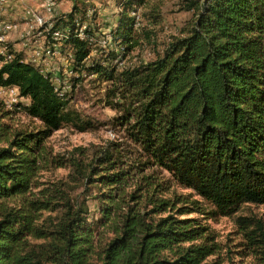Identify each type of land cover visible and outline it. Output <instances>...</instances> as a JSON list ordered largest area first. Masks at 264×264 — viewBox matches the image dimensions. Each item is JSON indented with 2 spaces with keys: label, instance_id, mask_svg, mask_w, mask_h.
I'll return each instance as SVG.
<instances>
[{
  "label": "trees",
  "instance_id": "trees-1",
  "mask_svg": "<svg viewBox=\"0 0 264 264\" xmlns=\"http://www.w3.org/2000/svg\"><path fill=\"white\" fill-rule=\"evenodd\" d=\"M70 1L56 25L75 55L71 87L82 73L108 82L104 102L116 112L110 124L122 140L52 154L46 140L54 131L95 124L20 54L0 64V86L18 87L28 99L23 110L40 122L13 129L0 101V264H219L209 259L219 243L201 218L264 205V0H183L192 16L179 35L155 58L121 67L114 59L139 44L130 11L148 0H120L110 30L119 52L99 50L89 62L96 41L80 39L75 25L85 20L88 0ZM95 31L84 29L87 37ZM52 168L68 173L40 181ZM236 221L254 264H264L263 223Z\"/></svg>",
  "mask_w": 264,
  "mask_h": 264
},
{
  "label": "rangeland",
  "instance_id": "rangeland-1",
  "mask_svg": "<svg viewBox=\"0 0 264 264\" xmlns=\"http://www.w3.org/2000/svg\"><path fill=\"white\" fill-rule=\"evenodd\" d=\"M119 2L120 0H88V8L90 9L88 11L90 12L87 13L90 14L86 15L85 20L91 28L96 30V35H101L103 31L107 32L115 27L121 11ZM57 3L60 12L67 13L70 11L72 4L70 0H57ZM183 5V0H148L147 8L139 7V24L135 27L139 44L122 59L121 66L145 62L155 58L157 53H162L169 39L179 35L180 29L191 19L192 12L184 10ZM155 7H158L159 12L156 14L158 17L153 19L149 16V11ZM94 12L95 18L92 19ZM149 31H151L150 37H148ZM96 49L97 51H106L99 46ZM112 49H114L113 46ZM93 57H95V53L87 62ZM55 62L59 63L60 61L56 60ZM61 73L62 76L65 75H63L62 70ZM82 75L75 87L70 89L71 100L68 102V107L76 110L82 117L90 119L96 127L86 131H78L71 125L62 126L46 140V145L52 154H62L80 145L88 146L106 140H122L120 128L110 124V119L116 112L106 106L104 102L108 82L101 77L96 78L92 74L84 75L82 73ZM27 103L28 100L26 99H22L17 105L12 106H6L3 103L5 109L10 112L4 121L13 129L30 130L40 126L37 119L30 117L23 110L22 106ZM67 173V168H52L50 171L41 172L39 180L57 181L61 178L64 179ZM163 175L166 177L165 173ZM172 190L177 194L187 196L190 200L196 199L200 201L202 207L210 209V206L194 191L176 184L173 185ZM98 205V201L93 198V195L88 198L92 218L98 216ZM198 216V214L189 215V217ZM238 216L256 218L264 225V205L247 203L230 216L201 218L214 232L220 247L218 254L209 259L218 260L219 264H254L256 262L254 256L249 255L245 247L242 231L236 221Z\"/></svg>",
  "mask_w": 264,
  "mask_h": 264
},
{
  "label": "built area",
  "instance_id": "built-area-1",
  "mask_svg": "<svg viewBox=\"0 0 264 264\" xmlns=\"http://www.w3.org/2000/svg\"><path fill=\"white\" fill-rule=\"evenodd\" d=\"M63 14L57 0H0V64L11 60L15 53L20 54L24 62L34 65L50 79L59 95L70 92V79L76 76L75 55L63 42V29L56 25L59 18H64ZM130 16L134 18L136 27L139 24L138 9L131 10ZM75 25L80 39L96 41L90 55L97 52V46L119 52L118 47H114L110 31H103L101 35L95 32L96 37H87L84 29L90 25L86 20L75 21ZM114 62L121 67L119 56ZM22 99L28 100L20 96L18 87L0 86V100L6 106L17 105Z\"/></svg>",
  "mask_w": 264,
  "mask_h": 264
}]
</instances>
